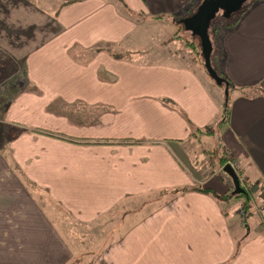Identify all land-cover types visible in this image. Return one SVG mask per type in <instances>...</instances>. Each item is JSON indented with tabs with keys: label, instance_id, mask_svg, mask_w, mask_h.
<instances>
[{
	"label": "crops",
	"instance_id": "obj_1",
	"mask_svg": "<svg viewBox=\"0 0 264 264\" xmlns=\"http://www.w3.org/2000/svg\"><path fill=\"white\" fill-rule=\"evenodd\" d=\"M200 1L0 0V264H78L96 232L89 264H264V229L245 236L229 224L230 198L194 189L231 193L190 154L193 130L220 119L223 91L184 65L110 53L141 22L187 17ZM219 29L230 116L209 136L264 189V1ZM57 213L87 227L78 240Z\"/></svg>",
	"mask_w": 264,
	"mask_h": 264
},
{
	"label": "rangeland",
	"instance_id": "obj_2",
	"mask_svg": "<svg viewBox=\"0 0 264 264\" xmlns=\"http://www.w3.org/2000/svg\"><path fill=\"white\" fill-rule=\"evenodd\" d=\"M176 16H173L175 18ZM137 16L135 17V19ZM173 18L166 20V21H158V20H151L148 21L149 23H143L141 22L140 24V31L138 35H135L130 38V40L125 41L119 48H112L113 50L110 52L111 54L123 57L125 59H138L139 54H146L144 59H156V61H165L168 63H177L184 65L186 67H189L190 69L194 70L197 74L201 76L202 79L208 84L211 88L216 90L217 92L222 93L223 87L220 85H216L210 76L207 74V72L203 68H199L201 66L202 56L200 52V46L199 45V40L196 36H193L189 31H185L183 26L180 23H177V20H174ZM139 20L140 17H139ZM223 20V17L221 16V12L218 13L216 18L212 21L211 26L209 27V35L210 38L213 42V46H215L214 43V38L212 37V28H217L219 31V26ZM217 22L218 24L214 27L213 24ZM218 31V32H219ZM134 43V46H136L133 50H128L129 47ZM138 45V46H137ZM140 46V47H139ZM138 47L140 49H138ZM172 47V48H171ZM171 48V52L176 53V55H169L170 51L169 49ZM159 53H163L159 54ZM190 56V60H185L184 57ZM194 56V58L192 57ZM197 58V61L195 60ZM195 61H194V60ZM4 81L0 83V89L2 88V84ZM209 139L208 142H210V147L213 148L210 151H207L204 149L202 140L206 139H195L194 142H191L193 145V149L190 150L191 154V159L192 157L193 162L195 161V164H202L204 163V166L211 172H215L217 174H220L222 178H225L228 183L231 185V191L233 190V185L231 178L225 174L222 170V165L219 162V154H220V149L217 146L216 141L214 140V135L212 136H207ZM214 140L215 144L212 143ZM218 141V140H217ZM204 145H208V143L203 142ZM214 145V146H213ZM207 148V146H206ZM231 159V162L229 163L236 173L240 176V172H238V165L236 164V159L232 155H227ZM241 182H243V185L247 188V190L255 192V194L259 193L260 194V189L258 185L254 186L252 182H244L241 179ZM245 202V195H241L238 197H233L230 198L229 201H225L223 206L227 211V214L229 216V224L233 220L236 222L240 228V230L244 231L245 236H250L251 234H254L256 229H264V224H261V218L259 217V213L264 207V201L261 199L253 200L252 204V212H255V214L249 215V226L247 227L244 226V223L240 224V222L237 220V213L239 214V207L242 203ZM244 214V213H243ZM249 214V212H248ZM240 215V214H239ZM57 216L61 217V220L69 232V235L65 234L66 239H71L74 238L75 236L77 237L76 240L79 239L77 235L74 236L75 231H83L85 230L84 227L85 225H77V228L75 225L72 224V222L69 220L68 216H62L60 213H57ZM264 214H262V217ZM58 219V218H57ZM264 219V218H263ZM100 222V221H98ZM58 223V222H57ZM70 224H72L73 228H70ZM90 225V224H89ZM93 227V231L99 230V227H102L101 225H96L95 223L93 225H90ZM234 231H238L235 229ZM110 230H106L105 235H107V238L109 236ZM90 235V234H88ZM91 237L83 238L86 241L84 244L87 243V239L91 238L93 240H89L86 246H83L84 249V258L82 257L80 260H78V264H89L93 262L96 258L94 254L102 248L103 243H99L102 234L99 232L96 233H91ZM83 237V236H81ZM83 240V241H84ZM100 244V245H99Z\"/></svg>",
	"mask_w": 264,
	"mask_h": 264
},
{
	"label": "water",
	"instance_id": "obj_3",
	"mask_svg": "<svg viewBox=\"0 0 264 264\" xmlns=\"http://www.w3.org/2000/svg\"><path fill=\"white\" fill-rule=\"evenodd\" d=\"M246 1L248 0H201L191 15L177 19V23H180L185 31H189L198 38L204 69L216 85L223 87L226 98L229 94V82L213 67L211 59L213 43L209 35V27L218 13L221 12L222 17H229L237 12ZM222 170L231 178L233 185L231 194H243L245 190L240 186V179L234 168L227 163Z\"/></svg>",
	"mask_w": 264,
	"mask_h": 264
},
{
	"label": "trees",
	"instance_id": "obj_4",
	"mask_svg": "<svg viewBox=\"0 0 264 264\" xmlns=\"http://www.w3.org/2000/svg\"><path fill=\"white\" fill-rule=\"evenodd\" d=\"M257 1H264V0H248V1H246L244 3V5L237 12L231 14L229 17H223V20H222L223 22H221L220 26L223 27V28H230V29L236 28L237 25L239 24V22L241 21V19L243 18L244 14L250 8V6L253 3L257 2ZM192 13H190L189 15H191ZM217 24L218 23L215 22L212 27L216 26ZM212 29H213L212 37L215 40L216 36H217V28H212ZM198 47H199V45H198ZM99 50H97V51H99ZM200 52H201V49H200ZM201 56H202V54H201ZM192 57L194 58V56H192ZM211 59H212L213 67L218 72V74L220 76H222L223 78H225L229 82V92H230V89L232 88V85H231L229 79L227 78L226 75H224L221 71L218 70V68L216 66L214 55L211 56ZM195 60L197 61V58H195ZM201 68L204 69L203 61L201 62ZM223 91H224V89H223ZM223 94H224V92H223ZM228 97H229V94H228ZM228 97L226 98L224 96L225 99H224V104H223V106L221 108L220 119L217 121V123H216V125L214 127L208 126V127L204 128V130H200V129H194L193 130V135L197 137L196 139H201L200 136H202V135L209 136V135L213 134L214 133L213 131H214L215 127L218 126L217 128H219L222 125L227 124L229 122L230 106H229V102H228ZM35 131H38V130H35ZM39 132L47 134V135H50V136H54V137H57V138L65 139L67 141L74 142V140L69 139V138L64 137V136H61V135H58V134H54V133L47 132V131H44V132L39 131ZM203 147L205 149L204 145H203ZM219 149L221 151L220 154H219V162H220V164L222 166H224L225 164L230 163L231 159L229 158V156H227V155H229V153H227V150H225L222 145L219 146ZM239 179H240V186L245 190V192L243 194H231L229 192V193H227L224 196H219L216 193H214V191L209 190V189H203V188H200V187H197V188H194V189L199 191V192H203L205 194H209V195H211V196H213L215 198H220L222 200H226V199H229V198L245 195V202L241 204V208L244 210V214L241 215L240 217H242V222L245 223V225H246V219L248 218V212L250 211V208H251L252 203H253L252 201L253 200H257V199H261V200L264 201V189L259 187L260 194L259 193L255 194V192L247 190V188L243 185V182H241V179H242L241 177H239ZM241 244H242V241H237L236 242L235 250H234L232 259H234V257L238 254V251H239V248H240Z\"/></svg>",
	"mask_w": 264,
	"mask_h": 264
},
{
	"label": "built area",
	"instance_id": "obj_5",
	"mask_svg": "<svg viewBox=\"0 0 264 264\" xmlns=\"http://www.w3.org/2000/svg\"><path fill=\"white\" fill-rule=\"evenodd\" d=\"M243 213H244V210L241 208V209L239 210V214H240V216L243 215ZM262 213H263V209L261 210V212H260L259 214H262Z\"/></svg>",
	"mask_w": 264,
	"mask_h": 264
}]
</instances>
